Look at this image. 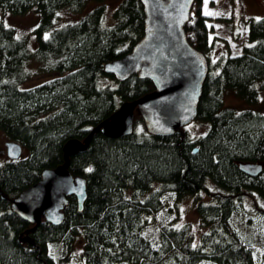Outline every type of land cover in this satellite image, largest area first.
Wrapping results in <instances>:
<instances>
[{"label": "trees", "instance_id": "16d2710c", "mask_svg": "<svg viewBox=\"0 0 264 264\" xmlns=\"http://www.w3.org/2000/svg\"><path fill=\"white\" fill-rule=\"evenodd\" d=\"M86 1L0 0L2 10L22 14L33 7L38 15L33 49L0 19V130L27 149L23 157L0 162V264L67 263L76 236L82 238L80 264H255L256 252L230 216L244 195L264 198V111L224 106L222 92L232 89L254 101L257 80L264 87V16L243 20L247 36L239 53L210 60L215 36L202 0L192 1L183 30L207 59L194 118L205 123L204 131L193 136L181 126L170 135H155L135 114L128 135L95 132L83 151L69 157L70 173L85 178L82 209L70 195L59 224L41 219L29 233L34 245L19 239L31 224L10 209L9 199L34 183L43 168L62 163L67 139L83 138L121 101L153 89L135 73L119 81L102 69L141 37L140 0H120L109 23L99 3L76 20L53 24L60 9L77 11ZM30 59L37 62L35 69L27 68ZM38 74V80L25 83ZM240 161L260 162L261 171L247 175L238 169ZM206 180L221 189L212 192L214 201L195 197ZM167 191L175 198L194 197L195 212L207 227L196 242L187 223L160 224L154 240L143 234L145 214L161 209ZM53 242L55 258L48 250Z\"/></svg>", "mask_w": 264, "mask_h": 264}, {"label": "water", "instance_id": "95a60500", "mask_svg": "<svg viewBox=\"0 0 264 264\" xmlns=\"http://www.w3.org/2000/svg\"><path fill=\"white\" fill-rule=\"evenodd\" d=\"M193 0H140L144 13L143 33L122 56L103 64V72L116 80L131 74L148 79L153 89L137 98L121 101L105 119L90 127L83 138H69L62 145V163L43 168L39 178L9 199V207L31 225L19 234L22 242L34 245L29 235L41 219L59 224L64 217L68 196L80 211L86 198L85 178L68 170L69 157L83 151L91 136L99 131L108 137L132 132L135 114L145 130L170 135L196 116L201 84L207 71L205 55L191 45L184 34ZM9 159H17L21 144L4 142ZM195 150V148H193ZM238 169L250 176L262 168L257 161H240Z\"/></svg>", "mask_w": 264, "mask_h": 264}, {"label": "rangeland", "instance_id": "374dc122", "mask_svg": "<svg viewBox=\"0 0 264 264\" xmlns=\"http://www.w3.org/2000/svg\"><path fill=\"white\" fill-rule=\"evenodd\" d=\"M119 1L104 0L98 2L96 0H87L77 11L66 8L60 9L54 18L53 24L76 20L99 3L104 5V22L109 23L113 19L112 11ZM201 3L209 32L215 36L208 52L210 60H213L217 55L239 53L241 45L246 43L247 36L243 20L247 16H264V0H207V2L202 0ZM0 19L4 24L13 27L18 35L24 37L29 49L35 48L36 38L32 28L38 21V15L33 7L22 14H13L0 9ZM26 65L29 69H35L37 62L30 59ZM39 77H41V74L32 76L25 83L31 84L38 80ZM105 79L110 81L108 78ZM259 81L257 80L256 82V99L254 101H247L238 97L232 89L225 88L222 92V104L235 110L252 109L264 111V87L260 86ZM183 127L188 130L190 135L194 136L203 132L206 126L202 120L193 119ZM7 140L6 135L0 130V162L9 159L5 153L4 145ZM26 154V147L21 146L19 157H23ZM152 187H158V182L154 181ZM205 187L206 189L199 191L195 197L202 201H214L212 192L221 191V189L211 180H206ZM193 198L190 194H182L175 198L173 193L164 192L161 209L154 215L145 214L142 228L143 234L154 240L160 224L179 227L187 223L196 242L198 235L205 231L207 227L199 221L194 209ZM230 222L238 234L249 241V245L256 252L255 264H264V198L254 192L244 195L238 202V207L231 213ZM81 249L82 238L81 236H76L68 252L69 259L64 264H80ZM48 250L51 256L55 258L58 255L57 242L51 243Z\"/></svg>", "mask_w": 264, "mask_h": 264}, {"label": "snow or ice", "instance_id": "6c2138e0", "mask_svg": "<svg viewBox=\"0 0 264 264\" xmlns=\"http://www.w3.org/2000/svg\"><path fill=\"white\" fill-rule=\"evenodd\" d=\"M205 2H207V0H205ZM206 14H208V13H206ZM89 171H91V169H89Z\"/></svg>", "mask_w": 264, "mask_h": 264}]
</instances>
